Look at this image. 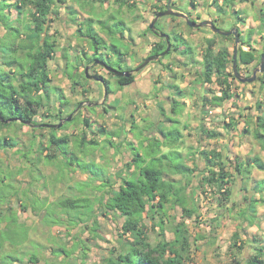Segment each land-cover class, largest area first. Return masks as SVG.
Wrapping results in <instances>:
<instances>
[{
	"label": "rangeland",
	"instance_id": "374dc122",
	"mask_svg": "<svg viewBox=\"0 0 264 264\" xmlns=\"http://www.w3.org/2000/svg\"><path fill=\"white\" fill-rule=\"evenodd\" d=\"M128 1L135 6L120 5L116 0H66L63 6L56 4L58 14L50 25V34L55 36L57 46L54 58L49 61V99L44 93L40 94L45 108L35 121L58 122L57 115L62 113V117H66L78 102L83 104L73 113L70 123L66 121L56 130L46 126L30 127L18 120L0 127V135H6L13 143L0 147V264H105V258L121 248L123 217L114 212L105 214L102 201L112 190L118 189L121 169L129 175L125 164L136 152L144 155L148 165H155L152 157L168 153L171 149L168 143L174 138H179L177 148L186 164L195 167L194 162H197L190 176L174 174L168 167L165 175L166 179L173 177L177 185L184 186L181 197L188 208L194 209L192 216L187 217L179 203L167 204L163 231L166 240L174 237L175 223L184 221L187 225L190 249L182 264H238L236 260L248 258L256 251L254 247H264V190L253 189L254 185L264 186V180L259 181L264 179V171L252 167L248 177L243 179L233 169L236 159L245 161L258 155L264 161V140L255 138L253 133L255 115L264 111V88L257 79L264 71L251 83L240 82L229 74L227 80L234 96L218 107L209 104L206 99L216 92L219 94V89L226 85L219 82L217 75L211 83L201 76L205 49L213 40L215 52L227 47L232 56L235 43L208 27H189L182 18L167 15L160 17L155 27L168 33L175 50L136 72L133 86L120 87L114 75L96 63V59L90 60L93 49L86 35L89 17L93 19V30L123 52L119 57L110 46L99 50L113 68L135 67L152 52L155 43H165L148 25L167 0ZM174 1L176 10L191 13L194 19H199L201 14H211L218 19L220 29L237 27L241 32L238 50L240 47L249 49L246 44L252 29L250 47L259 57L249 65H239L238 69L244 77L252 75L260 64L264 48L257 29L264 0H235L225 12L210 7L212 0H193L194 4L191 0ZM70 9H75L76 13H70ZM30 11L31 6L20 15L17 9L12 10V17L19 16L21 21L17 23L22 32L18 43L25 42L29 33ZM110 29L114 30L113 34ZM0 36L7 37L1 24ZM187 46L191 47L190 53L182 54L180 51ZM87 64L88 74L107 80L110 92L102 81L86 76ZM0 65L9 71L1 58ZM228 70L232 73L231 65ZM96 102L100 103L92 104ZM259 103L261 109L257 107ZM173 105L180 109L179 113L171 110ZM231 117L235 125L226 127ZM102 126L104 131H99ZM51 130L58 136L71 135L69 150L78 154V160L65 153L47 158L55 152L54 148L41 149L40 143L45 147ZM206 131L217 135L212 137ZM84 134L87 140L93 139L97 144H86L87 152L81 153ZM160 138L166 143L162 146L166 147L156 145ZM211 149L223 151L227 157L226 168L233 176L230 202L215 186L201 185L205 164L199 152ZM90 158H95L92 170L99 171L97 174L103 180L77 168L76 163L88 164ZM71 160L73 164H69ZM177 161L174 154H168L164 160ZM133 167L135 165L130 171L135 170ZM107 178L113 179L112 188L105 184ZM254 195L262 200H257L256 216L249 223L241 215L245 211V217H250L249 199ZM64 198L88 199L92 213L83 214L89 210L80 208L78 216L83 220L76 219L74 211L56 205ZM51 217L59 221L52 223ZM145 223L150 241L156 244L163 237L159 234L161 231L147 218ZM235 232L243 245L240 250L243 253L237 251L236 255L231 249ZM126 237L127 234L123 236ZM31 255L37 256L38 263L29 261Z\"/></svg>",
	"mask_w": 264,
	"mask_h": 264
},
{
	"label": "trees",
	"instance_id": "16d2710c",
	"mask_svg": "<svg viewBox=\"0 0 264 264\" xmlns=\"http://www.w3.org/2000/svg\"><path fill=\"white\" fill-rule=\"evenodd\" d=\"M103 1V0H102ZM120 5L127 4L129 7L135 6V3H130L128 0H116ZM247 1V0H241ZM191 4L193 0L190 1ZM235 0H212V5L217 12H225L227 7L234 5ZM56 4L63 6L66 4V0H0V24L6 31L7 37L0 36V58L9 71H5L0 65V127L6 125V119L21 118L24 121L34 123V117L41 113V109L45 108L41 93L45 94L46 99H49L48 86L51 81L49 71V61L54 58L56 52L57 40L53 34H50V25L54 21V18L58 14V8ZM31 6L29 13V33L25 36V42L18 43L22 32L20 27L17 26L20 21L19 16L12 17V10L17 9V14H23L25 8ZM163 8V7H160ZM29 11V9H28ZM70 13H76L75 9H70ZM88 31L86 35L91 40L93 49V55L90 60H100L105 62L103 53L99 52L101 48L111 47L113 51L119 57L123 54L118 45L114 43H107L105 39L91 27L93 19L90 17ZM99 23L106 28L104 22L98 19ZM261 38L264 42V9L261 13L259 27ZM82 29H79L80 32ZM113 34L114 30H108ZM253 30L250 29V33ZM249 33V40L247 46L249 49L238 50V62L239 65H249L258 59V54L251 46V34ZM227 38L226 36H222ZM6 39V41H5ZM182 39V38H181ZM182 42V40H181ZM264 44V43H263ZM215 41H209L203 54L201 61V68L203 70L202 75L204 81L209 83L213 82V76L217 75L221 84L226 85L219 89V94L214 93L210 99H206L209 104L214 106H221L226 100H230L234 96L230 84L228 83L227 76L230 74L233 78V72L228 70L229 66L233 63V55L231 56L227 47H222L218 51H214ZM264 47V46H263ZM165 48L164 42H157L154 44L152 52L156 53ZM191 51V47L187 46L180 52L182 54H188ZM21 54V55H18ZM264 53V48L261 55ZM102 55V56H101ZM100 56V57H99ZM9 78V79H8ZM17 79V81H15ZM118 85L120 87L126 86L135 80V76H118ZM260 81V86L264 88V73L260 74L257 78ZM108 92L111 91L107 86ZM85 92V91H84ZM33 93L35 96H33ZM175 102V101H174ZM176 104V103H175ZM174 104V105H175ZM172 106L173 112H178L180 109ZM206 105V104H205ZM257 107L261 109L260 103ZM178 109V110H177ZM62 112V110H60ZM58 119L62 117V113L57 115ZM61 120V119H60ZM171 120V119H170ZM10 121H17L13 119ZM20 122V121H19ZM66 122V121H65ZM87 126L90 125L87 118L84 119ZM21 124H26L20 122ZM70 122H66L68 124ZM235 125L234 118L231 117L226 127ZM56 130V129H55ZM99 131H104L103 126L99 127ZM210 136H216L212 131H206ZM161 133L162 130H161ZM253 133L255 138H261L264 140V111H261L255 115V123ZM179 138H174L173 141L168 143L171 150L168 153H162L160 157L153 156L152 159L156 161L155 165L150 164L140 152H136L130 161H127L125 167L129 172V175L121 169L119 172L120 183L118 189L111 191V194L106 200L102 201L103 212H114L123 217L122 233L120 234L121 248L118 253L112 254L105 258V264H182L183 259L187 255L190 249L189 233L187 225L184 221L177 222L173 225L174 237L170 240H166L164 237L165 228V216L167 204L172 202V205L179 203L182 207V211L186 213L187 217H191L194 213V209H190L186 206V200L181 197L184 190L183 185H177L176 180L173 177L166 179V169L172 171L174 174H182L184 176H190L195 172L197 162H194L195 167H190L183 161V155L179 149L175 148L176 142ZM71 142V135L64 134L58 136L55 131L51 130V134L47 139L45 147L43 142L40 143L41 149L54 148V153L47 158H56L58 153L71 154V158L78 160V154H72L69 150V144ZM157 146L165 145V141H156ZM112 144V142H109ZM11 139L6 135H0V147L11 146ZM80 151L86 153V144H97V141L93 139H86L85 134L81 139ZM173 146V147H172ZM79 151V152H80ZM195 153V151H194ZM193 153V154H194ZM168 154H174L179 159L177 162H164L168 157ZM205 164V174L201 178V185L209 184L215 186L219 193L224 196L227 202L231 201L232 196V173L226 168L227 158L223 151L218 149L203 150L199 152ZM95 158H90L88 164H77V168L83 172L90 173L94 178H101L98 174L99 171H93L95 167ZM73 164V160L69 164ZM166 163V164H165ZM92 166L90 167L89 165ZM135 170L130 171L131 167ZM256 166L261 170H264V161L258 155L249 157L245 161L239 159L235 160L233 167L235 173L240 175L243 179L248 177L250 168ZM125 172V174H124ZM102 179V178H101ZM114 179V177H113ZM112 178L104 179L105 184L112 188ZM103 180V179H102ZM261 179L259 181H263ZM257 181V182H259ZM105 186V185H102ZM253 189L257 192L264 190V186L254 185ZM249 207L252 211L250 217H245V211L242 213V217L249 220L252 223L253 218L256 216V199L255 195L249 199ZM264 201V200H262ZM59 208L70 209L75 212L76 219L83 220L80 215V208L88 209L89 211H83V214H91L92 206L88 199H73L64 198L56 204ZM52 210V209H51ZM54 212V211H52ZM69 212V211H68ZM107 212V213H106ZM70 213V212H69ZM79 213V214H78ZM149 219L155 226H158L161 231L159 234L163 237L153 244L150 241L149 235L146 232L147 225L145 219ZM59 219L51 217L50 222L57 223ZM1 222V215H0ZM126 234V239L123 236ZM78 236V234H76ZM234 240L231 245L233 254L236 255L243 248L241 245V239L237 232L233 235ZM255 252L248 258L242 260H236L238 264H264V247H254ZM63 253H67L66 250H61ZM68 254V253H67ZM31 263H38L37 256L31 255L29 257Z\"/></svg>",
	"mask_w": 264,
	"mask_h": 264
},
{
	"label": "water",
	"instance_id": "95a60500",
	"mask_svg": "<svg viewBox=\"0 0 264 264\" xmlns=\"http://www.w3.org/2000/svg\"><path fill=\"white\" fill-rule=\"evenodd\" d=\"M167 15L179 16V17L183 18L186 21V23L189 26H191V27L198 28V27L208 26L213 32L218 33V34H222L224 36H228V35L233 34V36L235 37V46H234V50H233L232 71H233L234 77L237 80H239L240 82L251 83V82L256 80L258 73H262L264 71V53L261 55L259 66L255 67L253 69L251 76L244 77L238 71V68H237V53H238L237 45L239 43V30L237 28H232L230 30L225 31V30L220 29L219 27H216L214 25L213 21L210 20V19H206V20H203L201 22L194 21V20L190 19L187 14L182 13L180 11H175L174 9H172L171 0H168L167 4H166V9L164 11H161V12L157 13L154 16V18L152 19V21L149 23V26H148L149 29H151L152 31L156 32V27H155L156 21L160 17L167 16ZM160 36L164 37L166 42H167L166 49L164 51H162L161 53H159V54H155V55L147 57L138 67H136L135 71H138L139 69L145 67L151 61L158 60L161 56L165 55L168 52V50H169V48L171 46L169 35L166 34V33H160ZM100 64L103 65L109 72H112V73L116 74L117 76L129 77V76H131L134 73L133 71H130V70H120V69L113 68L112 66L106 64L103 61H100ZM85 74H86L87 77H91V78H94V79H99V78H97L95 76H91V75L88 74V66L85 67ZM106 93L107 92H106V89H105L104 98L106 96ZM104 98H103V100H104ZM98 103H100V102H96V103H92V104H98ZM72 115H73V113H71L68 116H66L65 118L61 119L58 123L50 124L49 126L53 127V128H60L65 121H69L72 118ZM13 119H17L18 121L26 123V124L30 123L29 121H24L21 118L6 119L5 122H8V121L13 120Z\"/></svg>",
	"mask_w": 264,
	"mask_h": 264
},
{
	"label": "flooded vegetation",
	"instance_id": "af4514ba",
	"mask_svg": "<svg viewBox=\"0 0 264 264\" xmlns=\"http://www.w3.org/2000/svg\"><path fill=\"white\" fill-rule=\"evenodd\" d=\"M168 1V0H167ZM167 1H166V3H165V5H164V7L160 10V11H158V12H155L154 14H153V18H154V16L157 14V13H159V12H161V11H164L165 9H166V4H167ZM176 2L174 1V0H171V7H172V9H174L175 11H179V10H176ZM180 12H182V13H185V14H187L188 16H189V18L190 19H192V20H194V21H197V22H201V21H203V20H206V19H210V20H212L213 21V23H214V25L216 26V27H218V24H217V22H216V20H218L217 18H214L213 16L211 17V14L210 15H205V16H203L202 14L201 15H199V19H194V18H192L191 16V13H188V12H184V11H180ZM170 16H174V15H170ZM177 17H179V16H177ZM179 18H181V17H179ZM183 19V18H182ZM184 20V19H183ZM157 22V21H156ZM184 22H185V24L187 25V26H189L187 23H186V21L184 20ZM149 26V25H148ZM189 27H191V26H189ZM203 27H208V26H203ZM233 27V26H232ZM149 28V27H148ZM193 28H195V27H193ZM199 28V27H198ZM209 28V27H208ZM233 28H237V27H233ZM210 29V28H209ZM230 29H232V28H230ZM238 29V28H237ZM211 30V29H210ZM223 30V29H222ZM239 30V29H238ZM152 31V30H151ZM212 31V30H211ZM225 31H227V30H225ZM155 35H158L160 38H162V39H164V41H165V48L164 49H162L161 51H158V52H156V53H154V52H150L146 57H145V59L147 58V57H149V56H152V55H155V54H159V53H161L162 51H164L165 49H166V47H167V42H166V40H165V38L164 37H161L160 36V33H165L162 29H158V28H156V32H154V31H152ZM215 33V32H214ZM166 34H168V33H166ZM218 34V33H217ZM220 35H222V34H220ZM240 35H241V32H239V43L241 42V39H240ZM222 36H224V35H222ZM226 37H230L231 39H233V41H234V43H235V37L233 36V34H231V35H228V36H226ZM170 38V37H169ZM170 43H171V46H170V48H169V50H168V52L167 53H169L170 52V50H175L174 48V45H175V43L173 44L172 42H171V40H170ZM153 47H154V45H153ZM152 47V48H153ZM166 53V54H167ZM165 54V55H166ZM164 56V55H163ZM162 57V56H161ZM161 57H160V59H161ZM261 58V57H260ZM144 59V60H145ZM99 61V62H98ZM92 62H94V61H92ZM96 63H98V64H100V60H96L95 61ZM143 62V61H142ZM106 64H108V65H110L108 62H105ZM150 63V62H149ZM141 64V63H140ZM139 64V65H140ZM101 65V64H100ZM139 65H137V66H135V67H131V68H129V67H125V68H123V69H121L122 67H121V65H120V70H130V71H133L134 73L131 75V76H135L134 74L136 73V72H138V71H141L143 68H141V69H139L138 71H135V69H136V67H138ZM86 66H89L88 64L86 65ZM104 69H106L103 65H101ZM85 70V69H84ZM107 70V69H106ZM108 71V70H107ZM109 72V71H108ZM233 72V71H232ZM109 73H111L112 75H114L115 76V78H116V80H117V84H118V79H117V75L116 74H114V73H112V72H109ZM99 79H95V81H102L103 82V84L107 87L108 86V81L107 80H105L103 77H98ZM129 85H131V86H133L134 85V83L132 82V83H130V84H128V85H126V86H129ZM83 104V102H78L75 106H74V108L72 109V111L70 112V113H77V111H78V109L81 107V105ZM63 118H65V117H61V118H59V119H57L58 120V122L60 121V119H63ZM58 122H50V121H45V122H36L35 121V117H34V123H29V124H26V125H28V126H30V127H35V128H37V126H46V127H48L49 129H53V127H50L49 125L50 124H54V123H58ZM55 129H58V128H55Z\"/></svg>",
	"mask_w": 264,
	"mask_h": 264
},
{
	"label": "crops",
	"instance_id": "0c3cea01",
	"mask_svg": "<svg viewBox=\"0 0 264 264\" xmlns=\"http://www.w3.org/2000/svg\"><path fill=\"white\" fill-rule=\"evenodd\" d=\"M220 1H221V0H220ZM210 7H212V6H210ZM179 11H183V10L180 9ZM184 12H185V11H184ZM176 113H177V112H176ZM178 113H179V112H178ZM160 140L162 141L163 138H162V139L160 138ZM178 142H179V141H178ZM178 142H177L175 145H173V146H175V148L178 147ZM173 146H172V147H173ZM160 147H166V146H162V145H161ZM177 149H178V148H177ZM170 150H171V149H170ZM181 153H182V152H181ZM182 155H183V154H182ZM57 156H58V155H57ZM183 161L185 162L184 157H183ZM241 161H244V160L241 159ZM185 163H186V162H185ZM253 167H256V166H253ZM251 168H252V167H251ZM256 168H258V167H256ZM258 169H259V168H258ZM262 171H264V170H262ZM102 185H103V184H102ZM52 211H53V210H52ZM54 213H56V210L54 211ZM56 214H57V213H56ZM58 216H59L58 218L60 219L61 216H60L59 214H58Z\"/></svg>",
	"mask_w": 264,
	"mask_h": 264
}]
</instances>
